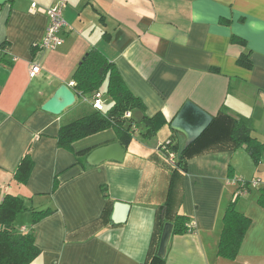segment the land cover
<instances>
[{"label": "crops", "instance_id": "0c3cea01", "mask_svg": "<svg viewBox=\"0 0 264 264\" xmlns=\"http://www.w3.org/2000/svg\"><path fill=\"white\" fill-rule=\"evenodd\" d=\"M58 1L0 0V202L14 193L37 210L54 208L36 224L30 211L16 219L18 231L36 233L40 254L30 264H264V155L257 164L246 149L209 135L194 146L187 169L176 170L159 144L171 139L180 151L186 136L166 124V139L148 143L152 137L136 131L122 161L91 165L90 152L119 141L112 129L76 141L72 151L57 136L63 124L96 111L92 99L75 91L76 102L61 114L42 108L62 84L74 90L76 69L98 48L145 102L147 115L162 112L170 122L193 100L213 115L224 108L247 118L264 141V0H65L64 42L41 50L47 10ZM234 34L248 47L233 44ZM248 49L252 68L237 63ZM33 65L40 70L31 76ZM102 100L105 108L112 103L107 95ZM134 115L140 125L142 112ZM134 140L142 155L131 151ZM28 150L34 167L20 186L14 172ZM233 178L262 182L238 194ZM233 198L251 223L229 259L217 247ZM166 212L183 214L192 227L172 233L160 261L156 230Z\"/></svg>", "mask_w": 264, "mask_h": 264}, {"label": "trees", "instance_id": "16d2710c", "mask_svg": "<svg viewBox=\"0 0 264 264\" xmlns=\"http://www.w3.org/2000/svg\"><path fill=\"white\" fill-rule=\"evenodd\" d=\"M230 19H222V23L230 24ZM233 44H238L243 48L248 47L245 38L236 34L232 35ZM249 50V49H248ZM242 52L237 63L246 68L253 67L251 51ZM215 72H220L218 68H212ZM74 91L78 94L93 98L107 81V88L103 95L112 99L111 105L103 114L100 110L84 115L61 126L57 140L62 148L73 150V144L90 135L112 129L123 147H128L137 132L146 137H153L166 125L167 122L162 112L149 116L146 114V104L140 96L134 93L115 64L98 48H92L83 58L74 73ZM141 111L145 129L138 131L139 122L134 115L135 111ZM130 112L131 115L126 114ZM140 126V125H139ZM137 131V132H136ZM216 137L220 145L226 144L231 149L244 148L251 155L253 160L260 164L264 155V141L253 131L247 118L232 116L224 108L216 114L210 126L190 145L179 151L178 145L173 140L168 144V148L161 147L160 150L168 159L169 151L176 153V170H186L187 160L191 155L194 146L203 137ZM167 144V142L165 143ZM87 158V156L85 157ZM79 159L80 161H84ZM34 167V160L31 151L28 150L20 160L15 172L14 180L20 186H25ZM249 181V180H246ZM59 185L58 178L54 180L53 190ZM259 203L264 205V187L260 188ZM30 211L32 213L33 224L46 217L54 211V208L37 210L28 205L25 197L18 194L7 193L0 202V264H30L39 254L40 248L36 245V233L32 228L28 232H20L16 229L15 222L19 214ZM105 220L109 218L105 215ZM165 220L160 224L157 233V250L164 221L173 224L174 234H184L190 232V221L183 214L177 213L175 216L165 213ZM251 223V219L241 212L237 207V198H233L226 207L223 216V226L218 240L217 253L220 256L234 259L239 252L240 245L244 239L246 231ZM157 260L164 261V258L155 254ZM162 264V263H161Z\"/></svg>", "mask_w": 264, "mask_h": 264}, {"label": "water", "instance_id": "95a60500", "mask_svg": "<svg viewBox=\"0 0 264 264\" xmlns=\"http://www.w3.org/2000/svg\"><path fill=\"white\" fill-rule=\"evenodd\" d=\"M76 102L75 91L67 84H62L55 94L46 101L42 108L53 114H61ZM214 115L193 100H187L171 122V127L185 134L186 145L194 142L212 123ZM125 149L119 141L112 142L94 149L87 156L91 165L103 161H122ZM173 233V224L166 222L162 231L158 255L165 257L169 241Z\"/></svg>", "mask_w": 264, "mask_h": 264}, {"label": "built area", "instance_id": "2783aa9c", "mask_svg": "<svg viewBox=\"0 0 264 264\" xmlns=\"http://www.w3.org/2000/svg\"><path fill=\"white\" fill-rule=\"evenodd\" d=\"M66 7V1L65 0H59L56 2L53 6L49 7L47 10V14L49 17V22L46 27V31L44 34V37L42 40L38 43V47L41 50H53L58 47H60L64 42V37L62 35V31L68 26V23L64 17V10ZM40 70L39 65H33L31 69V76H34L38 71ZM103 94L101 92H98L95 96L92 98L93 105L96 109L103 111L105 108V105L103 103ZM127 116H130L131 113L128 112L126 114ZM171 140H167L165 142H161L159 144V149L161 147L168 148V144ZM167 142V144H165ZM168 160L175 164L176 163V153L169 151ZM230 183L237 185L238 190L237 193H246L248 190L254 187H259L262 180L259 179H252L249 181H246L241 178H233L229 180ZM190 229L192 225H190Z\"/></svg>", "mask_w": 264, "mask_h": 264}, {"label": "rangeland", "instance_id": "374dc122", "mask_svg": "<svg viewBox=\"0 0 264 264\" xmlns=\"http://www.w3.org/2000/svg\"><path fill=\"white\" fill-rule=\"evenodd\" d=\"M103 89H105V87L103 88ZM102 94H103V92H102ZM110 106V105H109ZM109 106H107L103 111H101L103 114L106 112V110L108 109V107ZM77 114H75V116L74 117H79L78 115L76 116ZM75 119V118H74ZM140 127H141V130H144L145 129V127H144V124L141 122L140 123ZM112 132V131H111ZM167 134H172V131L170 130V129H168L167 127H165L164 129H162L157 135H155L154 137H152V138H147L146 139V141L148 142V143H151V142H156L158 139H166L167 138ZM182 144L183 145H185V142L181 139V142H180V145H181V147H182ZM137 145H139L140 147H138ZM144 146H142L141 145V143L139 142H137V141H133L132 142V144H131V146H130V149H131V151H138V153H140V155H142L143 153H144V148H143Z\"/></svg>", "mask_w": 264, "mask_h": 264}]
</instances>
